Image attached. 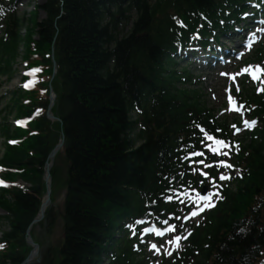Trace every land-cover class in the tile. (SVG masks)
Returning a JSON list of instances; mask_svg holds the SVG:
<instances>
[{"label": "trees", "instance_id": "16d2710c", "mask_svg": "<svg viewBox=\"0 0 264 264\" xmlns=\"http://www.w3.org/2000/svg\"><path fill=\"white\" fill-rule=\"evenodd\" d=\"M160 1L149 4L148 0H46L40 5L45 19L38 22L37 13H32L25 46L28 49L35 33L40 53L55 46L59 66L55 110L62 125L56 123L52 127L43 117L35 127L44 133L19 146L7 147L3 163L24 169L20 176L31 187L26 192L14 189L0 193V207L10 212L9 230L3 235L9 245L0 254V264H20L25 257L26 228L44 192L43 165L58 138L57 130L65 135L68 168L64 238L56 253L45 254L42 264H96L103 244L114 238L121 219L139 208L137 190L146 189L152 182L156 154L163 147L151 135L135 146L132 101L156 93L161 109L169 108L166 113L170 117L182 114L183 108L202 109L201 100L194 94L196 90L175 88L176 83L181 84L179 76L171 68L172 59L162 51L171 23L163 14ZM222 1L168 0L165 4H172L178 11L200 9L214 16V4L223 6ZM224 1L234 4L242 0ZM111 6L117 10L111 12ZM132 7L138 9V17L127 35L117 39L116 15L123 18ZM105 14L110 16L106 23ZM16 25L17 19L10 25L8 22L10 38L2 43L0 69L1 61L10 67L4 56L12 59L17 53L20 37ZM15 102L18 104L17 98ZM176 102H181L179 108ZM25 109L19 106L18 111L23 114ZM144 119L149 121L147 112ZM162 128L164 133L169 131L166 123H162ZM22 134V130L14 132V136ZM260 138L253 146L252 172L238 192L219 207L220 216L213 217V222L194 238L193 242L207 243L199 264H249L259 254L264 228H253L244 234L236 225H240L237 219L248 212L253 194L264 188V131Z\"/></svg>", "mask_w": 264, "mask_h": 264}, {"label": "rangeland", "instance_id": "374dc122", "mask_svg": "<svg viewBox=\"0 0 264 264\" xmlns=\"http://www.w3.org/2000/svg\"><path fill=\"white\" fill-rule=\"evenodd\" d=\"M44 0H21L18 5V12L21 15H26L27 17L30 11L33 9L35 3H41ZM44 14L40 12L39 19L43 18ZM24 34V28L21 31V35ZM234 44L233 42H230ZM24 53V47L22 44L18 47V55L12 64V71L10 73V77L7 76H0V124L3 123L12 125V119L15 115V110L12 107H8L11 105L10 98L13 95V92L18 88V81L20 79L21 71L24 68L22 54ZM191 69V68H190ZM196 69V68H195ZM196 73V71H195ZM202 89L205 93L204 99L206 102L213 107L215 110L221 113V107L223 106V92H222V85L225 82V79L220 78H202ZM216 80V81H215ZM211 92H214L213 94ZM212 94V95H211ZM27 98V96H25ZM6 108V109H5ZM57 135V134H56ZM3 136L0 134V156L2 154L3 149ZM63 155L56 159V174L54 173V185L52 186V199L54 204H56V209L50 214V221H55L54 226L50 227L49 231H47L46 237L42 234L43 225H40L41 230H37L35 235V240L42 244L49 241L48 249H53L60 245L62 239V226L58 222V218L62 214V207L60 212V205L62 203L63 191L65 186L62 184L65 174H66V165L63 164ZM4 214L0 210V215ZM48 218V217H47ZM49 221V219H45V222ZM8 229V226L5 223L0 224V237L2 236L1 233ZM34 231V228L33 230ZM35 258H33L34 260Z\"/></svg>", "mask_w": 264, "mask_h": 264}, {"label": "water", "instance_id": "95a60500", "mask_svg": "<svg viewBox=\"0 0 264 264\" xmlns=\"http://www.w3.org/2000/svg\"><path fill=\"white\" fill-rule=\"evenodd\" d=\"M62 146H63V148H65L64 143H62ZM58 147H59V145H57V146L55 147V149L52 150V152H51L50 155H49V158H52V157H53V155L55 154L56 149H57ZM49 168H50V166H49V165H46L45 172H46V184H47V198H46V200L44 201V203L42 204V206H41V208H40V212H39L38 217H37L36 219H34L33 222L38 221V220L43 216V213H44V206H45L46 204H48V202H49V198H48V193H49V180H50Z\"/></svg>", "mask_w": 264, "mask_h": 264}, {"label": "bare ground", "instance_id": "6f19581e", "mask_svg": "<svg viewBox=\"0 0 264 264\" xmlns=\"http://www.w3.org/2000/svg\"><path fill=\"white\" fill-rule=\"evenodd\" d=\"M36 254V253H35Z\"/></svg>", "mask_w": 264, "mask_h": 264}]
</instances>
